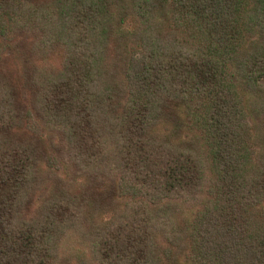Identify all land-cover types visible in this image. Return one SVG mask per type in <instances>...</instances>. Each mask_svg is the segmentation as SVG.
Segmentation results:
<instances>
[{
  "label": "trees",
  "instance_id": "16d2710c",
  "mask_svg": "<svg viewBox=\"0 0 264 264\" xmlns=\"http://www.w3.org/2000/svg\"><path fill=\"white\" fill-rule=\"evenodd\" d=\"M159 12L0 0V264H264V0Z\"/></svg>",
  "mask_w": 264,
  "mask_h": 264
},
{
  "label": "rangeland",
  "instance_id": "374dc122",
  "mask_svg": "<svg viewBox=\"0 0 264 264\" xmlns=\"http://www.w3.org/2000/svg\"><path fill=\"white\" fill-rule=\"evenodd\" d=\"M156 3L159 5L160 12H159V18L160 20L164 19V11L165 7L167 5V0H155ZM134 26V23L132 20L126 19L123 24V29H125L126 32L130 33L132 31V27ZM23 87H25L23 85ZM23 98L24 100L28 97V92L24 89L22 90ZM24 106V105H23ZM25 108V106H24ZM23 108V109H24ZM252 109V108H251ZM173 115V114H171ZM254 115V114H252ZM186 121V116L179 112V115H173L169 116L168 119L164 122H161L155 129L156 133L163 137L167 138L172 141H177L179 144H188L190 147L199 149L201 152H206V146L204 145L203 140L201 139L200 134L195 131L194 129H190ZM43 132L46 133V130L42 129V125L38 124ZM260 134L256 137L257 143L260 144L261 138ZM52 140L54 138L48 140V145L50 146ZM57 147V144H55ZM55 148L49 147V154L50 156L55 155ZM60 156H57L56 158L59 159ZM58 174H62V171L58 170ZM53 179V178H52ZM81 247L79 242L77 241H71V243H68V250L71 252H75L77 248Z\"/></svg>",
  "mask_w": 264,
  "mask_h": 264
}]
</instances>
